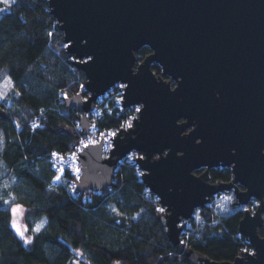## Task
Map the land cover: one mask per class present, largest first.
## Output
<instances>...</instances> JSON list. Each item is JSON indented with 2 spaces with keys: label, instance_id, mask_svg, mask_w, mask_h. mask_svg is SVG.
<instances>
[{
  "label": "water",
  "instance_id": "obj_1",
  "mask_svg": "<svg viewBox=\"0 0 264 264\" xmlns=\"http://www.w3.org/2000/svg\"><path fill=\"white\" fill-rule=\"evenodd\" d=\"M73 63L86 73L87 99H65L82 116L123 83V108L140 106L132 128H119L76 157L80 192L112 184L119 163L137 151L142 181L165 209L169 241L191 264H264V0H48ZM151 51L139 60L138 52ZM161 67L158 74L153 65ZM228 166L230 180L210 170ZM232 192L246 208L239 233L255 252L214 260L186 246V220L217 195ZM183 241V243H181Z\"/></svg>",
  "mask_w": 264,
  "mask_h": 264
},
{
  "label": "trees",
  "instance_id": "obj_2",
  "mask_svg": "<svg viewBox=\"0 0 264 264\" xmlns=\"http://www.w3.org/2000/svg\"><path fill=\"white\" fill-rule=\"evenodd\" d=\"M58 24L48 0L0 2V86L7 77L13 82L0 102V264H191L169 241L161 204L136 160L124 158L102 189L80 192L70 174L54 183L51 153H70L83 137L82 113L67 105L65 94L89 95L86 73L73 63ZM150 51L144 46L139 60ZM153 69L161 73L160 65ZM117 96L115 88L98 104L102 113L92 121L100 131L119 129L137 112L119 106ZM210 174L212 181L232 178L228 166ZM17 203L27 208L30 243L13 226ZM244 211L235 195L225 212L211 205L196 210L185 245L214 260H234L249 246L238 229Z\"/></svg>",
  "mask_w": 264,
  "mask_h": 264
},
{
  "label": "built area",
  "instance_id": "obj_3",
  "mask_svg": "<svg viewBox=\"0 0 264 264\" xmlns=\"http://www.w3.org/2000/svg\"><path fill=\"white\" fill-rule=\"evenodd\" d=\"M115 88H112V91H109V92H113L115 90ZM109 92H107L105 94V97H101L102 101L99 102L100 104L106 101V98H107ZM118 92H119V96H117V103L119 102V106H122V103H121L122 99L121 98L123 97L124 87H119ZM98 104L95 106L94 110L90 113L91 120L96 119L102 113V107L98 106ZM107 105H108V103L105 104V106H107ZM137 114H138V112H136L128 121L133 122V118ZM33 126L36 127L37 123H34ZM93 126H95V127H93ZM92 130H95V131H92ZM91 131H92V133L90 132L91 134H89L88 137H86L85 139H82L80 142H78L75 145L74 149L70 153H64V152L59 151V150H54L51 153L50 160L52 162V166H53L54 170L57 172V175L61 176V179L60 180L55 179L54 183H60L66 175L70 174L73 176V181H72L71 185H74L76 187L75 182L79 179V177L83 171L82 170V164L78 161V159L76 157H79L78 152H80L81 151L80 149L84 148V144L88 143L91 139H95L97 141H100L103 138L104 139V145H103L104 155L106 156L109 154V150H110L113 143H112V137H110L108 135V133H110L111 131H117V129H109V130L100 131L98 129V127L93 124V121H92ZM102 132L105 133L104 136H101ZM54 153L58 154V155H53ZM73 153H75V159L72 156ZM138 155H139V153L137 151H133L126 158H130V159L135 160V158ZM61 167H63L65 169V171L63 173H61L59 171ZM77 167L80 169L79 173H77L75 171V169ZM211 203H212V201H210V203L208 205H211ZM258 204H259V201L256 199H253L249 205L243 206V208L244 209L249 208L250 210L254 211L257 208ZM161 208H163V207L161 206ZM186 225H187V228H186V231L182 234V238H183L184 234H187V229L191 227V221L186 220ZM246 242L249 244V246L244 247L242 251L247 250L250 252H255V248L252 246L250 240L246 239Z\"/></svg>",
  "mask_w": 264,
  "mask_h": 264
},
{
  "label": "rangeland",
  "instance_id": "obj_4",
  "mask_svg": "<svg viewBox=\"0 0 264 264\" xmlns=\"http://www.w3.org/2000/svg\"><path fill=\"white\" fill-rule=\"evenodd\" d=\"M121 85H124L125 86V84H123V83H117V84H115V85H113L109 90H108V92L109 91H112V88H119V87H121ZM12 86H13V82H12V80L10 79V78H6L3 82H2V84H1V86H0V102L6 97V95L8 94V92L12 89ZM86 89V88H85ZM89 93V92H88ZM85 97V96H84ZM88 97V96H87ZM123 107V106H122ZM137 107H139L140 108V106H137ZM137 116V115H136ZM135 117V116H134ZM91 118V117H90ZM118 130V129H117ZM92 131H95V130H92ZM92 131L90 130V132L92 133ZM89 132V134H91ZM89 134H87V135H83V137L80 139V141L82 140V139H85L86 137H88L89 136ZM79 141V142H80ZM112 146H113V144H112ZM111 146V147H112ZM142 174V173H141ZM227 196H231L232 197V199L229 201V200H226V199H224V197H227ZM233 197H234V194L232 193V192H230V193H228V194H224V195H217L216 197H214L213 198V200H212V203H211V206L213 207V209H214V211H216V212H219V213H222V212H225V211H227L229 208H230V206L232 205V202H233ZM17 204H19V203H17ZM17 204H13V206H15V205H17ZM19 205H21L22 207H21V209L18 211V213L17 214H15V215H13V220H15L16 221V226L17 227H19L20 228V230L21 231H23L24 232V234H25V232H26V226H25V213H26V210H27V208L24 206V205H22V204H19ZM12 206V207H13ZM17 227H15V229L17 230Z\"/></svg>",
  "mask_w": 264,
  "mask_h": 264
},
{
  "label": "snow or ice",
  "instance_id": "obj_5",
  "mask_svg": "<svg viewBox=\"0 0 264 264\" xmlns=\"http://www.w3.org/2000/svg\"><path fill=\"white\" fill-rule=\"evenodd\" d=\"M0 2H2V3L5 5V7H8V6H10V4H11V0H0ZM50 35H51V33H50ZM83 87H84V86L81 85V88H83ZM121 87H124V85H121ZM67 98H68V97H67V94H65V99H67ZM85 99H87V97H85ZM121 99H123V98H121ZM135 111H137V112H141L142 109H140V108H136ZM78 127H79V126H78ZM93 127H95V126H93ZM132 127H133V124H132L131 121H126L123 125L120 126V128H122V129H124V128H132ZM118 131H119V130H117V131H111L110 133H108V135H109L110 137H112V138H117V136H118ZM104 135H105V133L102 132V133H101V136H104ZM97 143H99V141H97V140H95V139H91L88 143L84 144V148H87L89 144H93V145H94V144H97ZM80 150L83 151V149H80ZM53 155H58V154H55V153H54ZM72 156H73V158L75 159V153H73ZM59 171H60L61 173H63V172L65 171V169H64L63 167H61ZM75 171H76L77 173H79L80 169L77 167V168L75 169ZM55 179L60 180V179H61V176H60V175H57V176L55 177ZM224 199L230 201V200L232 199V197H231V196H227V197H224ZM4 202H5V203H8V201H4ZM21 207H22V206L19 205V204L13 206V207L11 208V211H12L13 215L17 214L18 211L21 209ZM159 211L164 212L165 209L161 208V209H159ZM196 218H197V219H200V216H199L198 213L196 214ZM13 226H14V227H17V226H16V221H15V220H13ZM40 227H41L40 225H37V226H36L35 231H36L37 233L40 231ZM17 232H18L19 235L24 239V242H25V243H30V242H31V238H30V237H25L24 232L21 231L19 227H17ZM181 243H183V241H181Z\"/></svg>",
  "mask_w": 264,
  "mask_h": 264
},
{
  "label": "bare ground",
  "instance_id": "obj_6",
  "mask_svg": "<svg viewBox=\"0 0 264 264\" xmlns=\"http://www.w3.org/2000/svg\"><path fill=\"white\" fill-rule=\"evenodd\" d=\"M101 97H105V94L99 97V99H98V101H97V104H98L100 101H102V100H101ZM97 104H96V105H97Z\"/></svg>",
  "mask_w": 264,
  "mask_h": 264
}]
</instances>
